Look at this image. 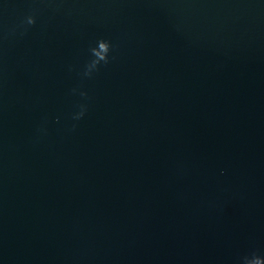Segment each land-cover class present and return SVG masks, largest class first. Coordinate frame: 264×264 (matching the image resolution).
Masks as SVG:
<instances>
[{"label": "water", "instance_id": "obj_1", "mask_svg": "<svg viewBox=\"0 0 264 264\" xmlns=\"http://www.w3.org/2000/svg\"><path fill=\"white\" fill-rule=\"evenodd\" d=\"M253 256L264 0H0V264Z\"/></svg>", "mask_w": 264, "mask_h": 264}, {"label": "clouds", "instance_id": "obj_2", "mask_svg": "<svg viewBox=\"0 0 264 264\" xmlns=\"http://www.w3.org/2000/svg\"><path fill=\"white\" fill-rule=\"evenodd\" d=\"M36 23V18L34 15H28L21 22V26L24 27V31L27 30L26 26H32ZM15 31V30H13ZM111 50V45L108 41L104 39H100L96 42V46L90 49L91 55L93 59L86 65V69L84 71L85 76H91L93 70L97 69V67L103 62L107 64L109 62V52ZM86 108L81 106V111L74 115L73 119H81L85 114ZM245 264H264V259H261L258 256H253L252 258L245 257Z\"/></svg>", "mask_w": 264, "mask_h": 264}]
</instances>
